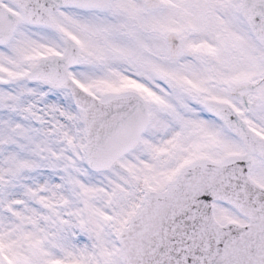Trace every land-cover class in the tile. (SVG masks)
Masks as SVG:
<instances>
[{
  "label": "snow or ice",
  "instance_id": "snow-or-ice-1",
  "mask_svg": "<svg viewBox=\"0 0 264 264\" xmlns=\"http://www.w3.org/2000/svg\"><path fill=\"white\" fill-rule=\"evenodd\" d=\"M0 264H264V0H0Z\"/></svg>",
  "mask_w": 264,
  "mask_h": 264
}]
</instances>
